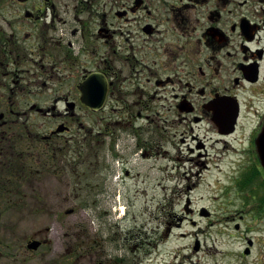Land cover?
<instances>
[{"label":"flooded vegetation","instance_id":"flooded-vegetation-1","mask_svg":"<svg viewBox=\"0 0 264 264\" xmlns=\"http://www.w3.org/2000/svg\"><path fill=\"white\" fill-rule=\"evenodd\" d=\"M15 1L3 7L15 19L5 21L11 31L0 26V205L10 196L15 172H23L34 156L36 167L43 168L47 156L60 166L70 160L69 143L81 138L84 158L83 111L100 116L96 137L112 136L114 154L129 148L120 131H132L128 137L136 138L142 158L149 153L146 133L172 113L181 122L209 120L222 137L235 135L243 124L251 127L236 183L247 195L255 191L261 204L254 208L264 213L257 144L264 130V0ZM92 75L99 89H107L99 111L83 101L81 87ZM28 88L47 90L50 99L28 100L29 111L17 109L14 98ZM218 107L236 115L229 133L214 121ZM33 112L54 124L31 132ZM117 161L124 168L129 163ZM248 245L245 255L253 240Z\"/></svg>","mask_w":264,"mask_h":264},{"label":"rangeland","instance_id":"rangeland-1","mask_svg":"<svg viewBox=\"0 0 264 264\" xmlns=\"http://www.w3.org/2000/svg\"><path fill=\"white\" fill-rule=\"evenodd\" d=\"M14 4L0 0L5 30L11 31L5 21L15 20L9 8ZM49 99L47 90L30 88L14 98L21 111H29L28 100ZM83 113L88 134L81 161L89 175L72 160L79 151L72 141L71 158L60 166L28 162L31 174L15 172L10 196L0 205V264H118L116 257L119 264H264V213L255 207L260 197L251 188L248 196L236 183L251 127L243 124L235 135L222 137L209 120L181 122L168 113L146 133L149 153L142 158L136 138L128 137L132 131H120L129 148L114 154L112 136L96 137L100 116ZM29 114L33 133L54 124ZM118 158L129 160L126 168ZM248 239L254 246L245 255ZM31 240L44 244L30 251Z\"/></svg>","mask_w":264,"mask_h":264},{"label":"water","instance_id":"water-1","mask_svg":"<svg viewBox=\"0 0 264 264\" xmlns=\"http://www.w3.org/2000/svg\"><path fill=\"white\" fill-rule=\"evenodd\" d=\"M98 83H99L98 77L96 75H92L81 87L83 92V101L93 111H99L103 108L107 95V89L102 91L101 89H99ZM235 118L236 115L232 116V114L226 111L225 108L218 107L215 110L214 121L218 125L222 133L230 132L226 129L227 127H230V125H233V123L236 122ZM60 131L61 130L58 129L57 132ZM257 144H258L259 155L264 166V130L263 133L260 135ZM67 213H71V211H68ZM41 245H42L41 241L33 240L28 243L27 247L32 251H36L39 249ZM195 249L199 250V246H197Z\"/></svg>","mask_w":264,"mask_h":264},{"label":"trees","instance_id":"trees-1","mask_svg":"<svg viewBox=\"0 0 264 264\" xmlns=\"http://www.w3.org/2000/svg\"><path fill=\"white\" fill-rule=\"evenodd\" d=\"M91 135V134H90ZM72 147L73 148H75L74 150H79L78 152L77 151H74V157L72 158V160L74 159V160H76V162L75 163H77V167L79 168V171H81V168H82V171H86L85 173H87V175H89V172H88V170H86V168H85V164L81 161L82 160V158H83V153L81 152V150H82V147H81V145H80V143H78V142H75V143H73L72 144ZM70 149H72L71 148V145H70ZM69 149V150H70ZM72 152V151H71ZM70 152V153H71ZM68 154V153H67ZM37 157H35L34 156V158H32V160H30V164L31 165H38V161H37V159H36ZM70 158H71V154H70ZM26 159V158H25ZM41 162L43 163V166L44 167H46V166H48V167H57V166H53V165H55L56 164V162H54V160H53V158L50 156H47V157H45V159L44 160H41ZM70 162V161H69ZM30 167V168H29ZM28 168H26V167H24V169L26 170L25 171V173H29V174H31L32 173V171H28V169H30V170H32V167L31 166H29ZM43 167V168H44ZM83 175L81 174V177H82ZM81 250V248H78L77 249V251L76 252H79ZM77 258V257H76ZM124 262V261H123ZM119 264V263H118ZM123 264H126L125 262L123 263ZM133 264H136V263H133Z\"/></svg>","mask_w":264,"mask_h":264}]
</instances>
